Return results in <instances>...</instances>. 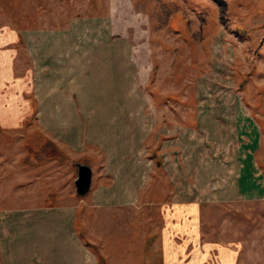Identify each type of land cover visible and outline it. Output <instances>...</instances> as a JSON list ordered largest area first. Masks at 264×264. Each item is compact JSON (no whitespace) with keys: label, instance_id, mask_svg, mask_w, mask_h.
Instances as JSON below:
<instances>
[{"label":"rangeland","instance_id":"374dc122","mask_svg":"<svg viewBox=\"0 0 264 264\" xmlns=\"http://www.w3.org/2000/svg\"><path fill=\"white\" fill-rule=\"evenodd\" d=\"M2 28L19 33L22 53L30 49L24 45L29 38L82 37L86 75L96 71L97 58H114L115 98L146 105L122 110L146 117L154 153L163 138L175 135L183 140L171 146L185 148L194 129L202 143L220 134L229 137L230 118L219 112L216 120L207 115L211 108L195 104L242 98V89L253 88L252 76L264 74V0H0ZM41 50L37 60L44 64V58H53V64L34 69V84L42 76L60 85L61 50V62L55 59L56 49ZM129 58L132 74L124 78ZM124 79H132L131 93L122 90ZM218 120L224 121L222 127ZM83 151L71 157L69 150L54 145L51 162L69 167H53L51 180L42 176L46 171L22 167V180L35 174L38 195L48 190L52 197L28 203V189L22 188V203L10 205L19 206L21 219L0 221L5 257L11 262L14 256L11 264H264V196H222L227 189L220 187L218 167L206 173V180L197 173L192 178L195 204L190 206L176 207L168 198L157 201L155 189L135 207H91L88 192L79 194L74 187L77 163L98 160L101 154ZM35 154L36 163L49 157L43 150ZM161 175L154 172L153 177ZM59 193L65 205L48 201L61 198ZM30 233H36L33 239ZM35 241L47 250L30 252Z\"/></svg>","mask_w":264,"mask_h":264},{"label":"crops","instance_id":"0c3cea01","mask_svg":"<svg viewBox=\"0 0 264 264\" xmlns=\"http://www.w3.org/2000/svg\"><path fill=\"white\" fill-rule=\"evenodd\" d=\"M29 39L24 45L27 47L30 44V49L25 47L26 51L22 53L19 33L0 29V221L10 216L13 221L21 219L19 206L10 205L22 203V188L28 189L25 196L30 198L25 201L28 203H44L52 197L48 190L44 195H38L37 176H29L30 179L25 181L21 172L22 167H29L33 173L46 171L42 176L45 179L49 176L51 180L53 167H69V163L57 166L51 162L54 145L64 152L69 150L71 157L83 154L84 148L89 152L90 149L99 150V159L87 162L93 171L92 184L94 179L96 181L93 188L90 185L87 195L91 207H135L149 200L155 189L156 196H160L157 201L165 203L168 198L176 207L182 203L190 206L195 204L192 178L197 173L200 180H206V173H210L212 167L219 168L220 187L227 189L221 193L222 196H264L262 72L252 76L253 88L242 89V98L224 102L205 100L195 104L196 107L211 108L207 115L216 120L220 113L230 118L234 131L230 130L229 137L220 134L216 138H206L208 141L202 143L194 129L185 148L171 146L183 140L175 135L163 138L158 144L156 142L159 149L154 153V147L148 145L150 128L146 117L142 113L132 115L122 110L146 105H134L130 98H115L118 73L116 63L110 62L112 58H97L96 71L86 75L82 37L66 34ZM59 44L61 49L56 46ZM41 48L56 49L57 61H60L58 58L62 53L63 77L60 85H55L52 77L42 76L40 83L34 84V69L53 64V58H49L50 61L44 58V64L37 60ZM59 50L61 53H58ZM101 66L108 71H101ZM128 66L123 72L124 78L132 74V58H129ZM124 80L122 90L131 93L132 79L128 83ZM217 108L224 110L217 111ZM223 122L218 120L221 127ZM41 150L45 157H49L43 163H36L35 153ZM154 172L162 175L154 179ZM180 173L185 176V184L181 183ZM184 186L186 190L183 192L181 188ZM58 195L63 196L62 193ZM48 201L60 206L66 203L63 197ZM13 228L16 229L15 223ZM28 235L33 239L36 233ZM4 240V229L0 223V264H11L14 256L11 262L6 259ZM31 245L34 247L31 248ZM37 246L40 245L36 241L30 244V252L36 254L47 250L45 246Z\"/></svg>","mask_w":264,"mask_h":264},{"label":"water","instance_id":"95a60500","mask_svg":"<svg viewBox=\"0 0 264 264\" xmlns=\"http://www.w3.org/2000/svg\"><path fill=\"white\" fill-rule=\"evenodd\" d=\"M78 173L75 179L76 191L79 194H86L92 184V167L87 163H77Z\"/></svg>","mask_w":264,"mask_h":264}]
</instances>
